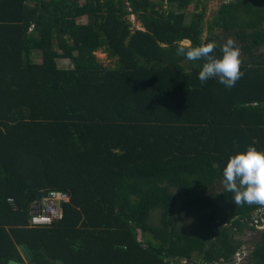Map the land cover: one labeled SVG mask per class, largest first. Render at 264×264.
<instances>
[{"label": "trees", "instance_id": "1", "mask_svg": "<svg viewBox=\"0 0 264 264\" xmlns=\"http://www.w3.org/2000/svg\"><path fill=\"white\" fill-rule=\"evenodd\" d=\"M204 1L0 0V264L230 262L257 230L264 205L235 204L221 170L249 145L264 151V0H228L207 21ZM229 37L242 72L231 88L201 84L202 60L176 54L214 42L218 56ZM50 190L68 195L61 217L30 226ZM259 233L249 264H264Z\"/></svg>", "mask_w": 264, "mask_h": 264}, {"label": "clouds", "instance_id": "2", "mask_svg": "<svg viewBox=\"0 0 264 264\" xmlns=\"http://www.w3.org/2000/svg\"><path fill=\"white\" fill-rule=\"evenodd\" d=\"M131 14L127 15V19ZM137 29H143V27H137ZM215 47L214 42L187 48L178 46L176 54L182 55L189 61L202 60L197 73V79L201 84L215 77L217 82L225 88H231L242 75L239 47L230 37L220 46L218 56L213 54ZM221 176L224 191L233 193L235 204L264 205V151L249 145L242 151L230 154L221 170ZM249 253L247 252L246 256Z\"/></svg>", "mask_w": 264, "mask_h": 264}, {"label": "rangeland", "instance_id": "3", "mask_svg": "<svg viewBox=\"0 0 264 264\" xmlns=\"http://www.w3.org/2000/svg\"><path fill=\"white\" fill-rule=\"evenodd\" d=\"M228 0H205L203 3L206 4V10H205V16H204V20H211V18L213 17L214 13L216 12V10L218 9L219 5L226 2ZM81 5L86 4V0H80L79 2ZM175 9V8H173ZM193 7L192 5H190L187 8V11H192ZM80 22H86L88 20L87 16H81L78 19ZM129 21H131V25L132 27H142L140 21L137 19L135 14H131L130 17L128 18ZM96 57L99 59V61L107 66V67H113L114 66V58L112 57H108L107 54L101 50H98L95 52ZM40 58V52L36 51L33 56L32 59L34 61H37ZM58 66L60 67H68L70 66V63L67 60L64 59H58L57 60ZM222 184L221 183H215L212 185V187L210 188V192L215 193L218 192L219 190H221ZM176 206H178V204H176ZM218 216L219 218L224 216L227 213V205L224 204L223 202H218ZM175 218L177 220L178 226L181 230L186 231V232H192L194 230L198 229L197 223L195 221V219L187 217L177 211L174 212ZM157 216H158V210L156 209L153 212V219L152 221H156L157 220ZM259 229L258 230H253V231H248L245 230L243 232L242 235L238 236L239 239H241L243 241V243L240 246V249L242 248H246L248 250V252H250V250L253 249L254 247V243L259 239ZM237 237V236H236ZM238 259V258H237ZM199 260V259H198ZM235 261V262H234ZM232 263H223V264H249L248 260H247V256H244L241 258V261L239 260H234ZM193 260H185L182 259L180 261V264H194ZM206 264H220L218 262H214V263H206Z\"/></svg>", "mask_w": 264, "mask_h": 264}, {"label": "built area", "instance_id": "4", "mask_svg": "<svg viewBox=\"0 0 264 264\" xmlns=\"http://www.w3.org/2000/svg\"><path fill=\"white\" fill-rule=\"evenodd\" d=\"M68 200V195L62 191L50 190L42 197L37 203L35 212L31 213L29 218V224L31 226L49 225L53 221L61 217L60 203ZM249 224L253 225L255 229L264 231V209H256L252 212L251 220ZM248 250L246 248L237 249L234 253L232 261L223 262L220 260L218 263H232L234 260L241 261V258L247 255ZM238 258V259H237ZM235 262V261H234Z\"/></svg>", "mask_w": 264, "mask_h": 264}, {"label": "water", "instance_id": "5", "mask_svg": "<svg viewBox=\"0 0 264 264\" xmlns=\"http://www.w3.org/2000/svg\"><path fill=\"white\" fill-rule=\"evenodd\" d=\"M139 237H140V234H139ZM19 251H20V253H21V255H22V257H23V260H24V262H27V261H29V259H30V256H29V254H28V252L26 251V249L22 246V245H19ZM58 264H62L60 261H56ZM9 264H24V263H22V262H18V261H14V260H9Z\"/></svg>", "mask_w": 264, "mask_h": 264}, {"label": "crops", "instance_id": "6", "mask_svg": "<svg viewBox=\"0 0 264 264\" xmlns=\"http://www.w3.org/2000/svg\"><path fill=\"white\" fill-rule=\"evenodd\" d=\"M206 30L204 29V34H203V37H205V35H206V32H205ZM181 44H183V45H189V41L188 40H183L182 42H181Z\"/></svg>", "mask_w": 264, "mask_h": 264}]
</instances>
